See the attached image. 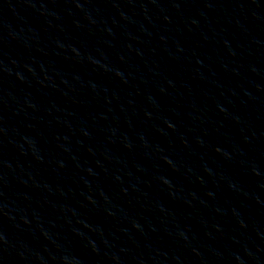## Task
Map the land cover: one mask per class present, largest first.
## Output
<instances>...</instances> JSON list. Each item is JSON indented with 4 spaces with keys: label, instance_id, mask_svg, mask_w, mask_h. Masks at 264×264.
I'll return each instance as SVG.
<instances>
[{
    "label": "water",
    "instance_id": "1",
    "mask_svg": "<svg viewBox=\"0 0 264 264\" xmlns=\"http://www.w3.org/2000/svg\"><path fill=\"white\" fill-rule=\"evenodd\" d=\"M0 264H264V0H0Z\"/></svg>",
    "mask_w": 264,
    "mask_h": 264
}]
</instances>
